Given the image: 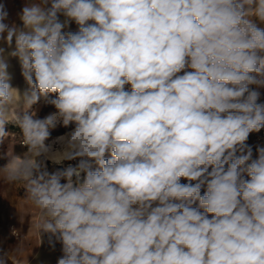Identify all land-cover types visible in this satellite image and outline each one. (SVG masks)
<instances>
[{"label": "clouds", "instance_id": "1", "mask_svg": "<svg viewBox=\"0 0 264 264\" xmlns=\"http://www.w3.org/2000/svg\"><path fill=\"white\" fill-rule=\"evenodd\" d=\"M7 19L0 3L28 88L0 47V144L14 123L27 151L0 179L56 264H264V146L246 143L264 129V0H33ZM58 124L74 127L47 142Z\"/></svg>", "mask_w": 264, "mask_h": 264}, {"label": "rangeland", "instance_id": "2", "mask_svg": "<svg viewBox=\"0 0 264 264\" xmlns=\"http://www.w3.org/2000/svg\"><path fill=\"white\" fill-rule=\"evenodd\" d=\"M251 88L259 91L260 97L258 102L264 103V87L257 88L255 85ZM54 94H49L48 98L41 97L40 100L29 109V112H35L36 118H44L50 113L56 111L55 107L48 101L54 99ZM22 114V106L19 110ZM74 125L67 128L62 124H58L54 129H50L51 142L58 135L65 134L70 131ZM5 130L11 135L0 144V167H4L9 161V153L13 155H22L27 151V147L21 143V130L14 123H8ZM253 148V156H256V147L264 146V129L260 132L251 133L247 142ZM67 163V162H66ZM75 163V162H71ZM48 170L54 171L60 167L47 162ZM24 189L21 185L15 183H7L0 179V253L9 252L7 256V264H20L21 238L30 228L27 219L37 215V210L24 199Z\"/></svg>", "mask_w": 264, "mask_h": 264}, {"label": "crops", "instance_id": "3", "mask_svg": "<svg viewBox=\"0 0 264 264\" xmlns=\"http://www.w3.org/2000/svg\"><path fill=\"white\" fill-rule=\"evenodd\" d=\"M31 2H33V0H0V3L4 4L5 9L8 12V19L6 22L9 24L15 23L17 26H22V22L19 19V13L26 3ZM60 19L63 20L64 17L61 16ZM77 29L78 26L72 22L69 29L66 30L76 31ZM0 47H4L6 49L5 56L9 65L7 71L12 77L10 83L14 88L19 89L20 92L23 93L28 88V85L21 74L22 70L19 60L16 57L7 55V53L12 50L7 48V45L0 42ZM61 135L64 134H60L58 136ZM38 218L37 211L36 216L34 215L27 219L28 224H30V228L21 238L22 245L20 264H27V260L28 264H56L57 258L62 255L61 244L59 242L55 244L54 250L50 247L49 234L47 233H41L42 242L39 244V235L35 226L38 222Z\"/></svg>", "mask_w": 264, "mask_h": 264}]
</instances>
